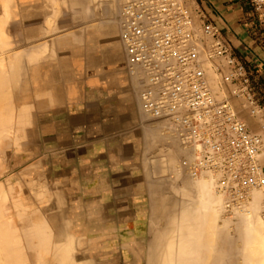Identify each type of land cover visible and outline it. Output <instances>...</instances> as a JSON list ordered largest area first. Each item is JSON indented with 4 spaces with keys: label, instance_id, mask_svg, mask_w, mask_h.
<instances>
[{
    "label": "bare ground",
    "instance_id": "bare-ground-1",
    "mask_svg": "<svg viewBox=\"0 0 264 264\" xmlns=\"http://www.w3.org/2000/svg\"><path fill=\"white\" fill-rule=\"evenodd\" d=\"M126 1L0 0V110L1 107L7 110L2 109V112L0 111L4 115L2 116L0 113V177L3 178L2 180L0 178V218L5 214L27 211V207L24 208L20 203L17 204L19 193L23 191V188L13 182L15 181L13 174L7 171L9 170L7 166L8 164L10 165L9 157L11 149L14 146L15 148H25L27 145L24 132L34 116L35 108L33 109L32 107L52 105L54 103L53 87L50 81L53 79L54 72L57 73L56 83L57 87H60L65 67V47L70 43L81 44L86 36L99 35L110 42L111 57L113 55V57L120 58L122 50L125 52L121 31L126 20L124 12ZM179 1L183 3V0ZM188 5L186 7L189 9ZM191 17V29L198 38L194 43L198 51L200 68L204 72L205 85L216 99H222L221 93L226 91V88H224L225 90L222 88L224 91L221 92L218 86L221 72L219 71L220 73L217 75V71L215 72L214 70L212 60L216 57L212 56V39L210 36H207L209 46L208 44L206 45L208 46V52H206V47L200 44V42H204V40H200L201 36H199L203 34L201 28L200 30H198L199 27L196 28V21L194 20L196 18H193V14H191ZM199 22L201 21L199 20ZM68 24L70 26L69 29ZM219 58L223 61L221 63L225 62L224 58ZM216 59L214 60V64ZM125 69L131 78L133 87L138 93L136 95L139 98V92L143 87L140 79L142 72L140 69H137L135 74L128 71L126 54ZM222 74H225L224 70ZM224 83L225 81L223 80ZM222 87L225 86L223 85ZM226 95L229 94H225V98ZM237 98L238 95L235 99L237 100ZM226 100L228 101L227 98ZM13 105H19V111L16 119L14 117V121ZM253 105L249 108L250 105L246 103L242 111L241 109L237 110L239 107L235 108L239 113L233 108V112L238 118L240 116L244 118L242 120L248 127V130L259 137L258 151L254 155L256 172L253 177L256 182L254 181L255 184L246 186L243 193L238 196L231 193L229 185H225V180L228 179H225L224 174L220 170H212L208 167L201 168L199 171L194 170L196 152L201 149V145L185 144L179 136L177 125L170 117L151 118L144 111L140 112L142 118L148 119V122H150L149 124L145 123L146 126L144 127L145 143H159V149L154 151L157 153L154 154L153 158V161L157 162V171L163 173V175L162 173L161 175L159 174V177L165 176L164 173L166 172L168 175L166 174V177H162V179L160 177V179L171 181L159 183L156 179L157 176L155 175L156 178L153 176L155 182H157L155 185L158 184V186H154L152 192L150 191V196L154 200L151 202L149 208V239L146 244L147 249L136 253V258L141 261V264H264V172L262 171V164H264V120H261L259 109L257 107L252 108ZM252 116L255 117V120L253 118L250 119ZM258 124L260 127H258V130L256 129L257 131H252L249 128V125L253 127ZM152 145L156 146L155 144ZM152 149H149V151ZM149 167L153 169L151 164H149ZM149 175L151 177V174ZM153 178L152 181L154 180ZM28 181L27 184L29 186L27 190L29 191L30 184L32 182L37 183V189L33 191L40 199L54 196L57 200H61L62 195L60 192H57V189L54 188L52 192L50 190L47 192L44 188L46 181L43 175H40L35 180L31 179L30 182ZM161 183H163L162 186L165 183V187H170V191L172 192H169L168 197L165 193L163 194L162 190H159ZM169 183L171 186H168ZM20 187L22 190H20ZM158 190L159 192L161 191V195H158ZM166 190L168 192L169 188H165ZM227 211L231 212V216H226ZM35 214H32L33 217ZM42 219L44 218H41V226L46 224V222L42 224L45 221H42ZM1 220L4 219L2 218ZM36 221L30 222H34L35 224ZM38 221L37 223H39ZM3 222L0 221V264H18L22 258L23 260L21 261L23 263L25 259H29L27 258V254L34 257L35 254L38 256V252L36 253V251L39 250V247L42 246L44 247L43 249L47 250L49 244L52 245V237H59H51L54 231L45 232L49 226L48 224H46V226L48 225L46 229V226L41 227L40 234H35L37 230L34 229L35 235L42 237L41 235L43 234V237H38V239H35L33 235L34 242H37L35 240H39V238L41 240L40 243L39 241L34 243L36 244L34 248L38 247V250L31 249L35 250L33 251L35 254H31V250V253L30 251L27 254L22 253L17 251L19 247H16V242L11 241L16 238L12 236V231H15L16 228L10 227L13 223ZM35 225L32 224V226L36 227ZM57 230L59 229L57 228ZM15 232L17 233L18 231L16 230ZM15 232L14 235L17 236ZM57 234L59 235V233ZM20 240L22 241V238ZM72 241L71 237H69L68 242L64 241V244H67L65 248L64 245L62 248L60 247L61 249L59 250L61 251L65 249L60 254H57L59 250H56L54 247L53 252L55 254L52 253L54 261L57 256L60 259H56V261H60L62 255L64 256V259L60 263H55L94 264V260L91 261V259H86L83 263L76 261ZM18 244L20 243L18 242ZM61 244L63 243L61 242ZM22 245L19 246L22 247V250H25ZM58 246L62 245L59 244ZM50 251L52 250L50 249ZM50 251L48 249V252ZM17 252L21 254L18 255ZM18 256H20L19 259ZM34 257H30V259L34 260ZM30 259V262L36 261V259L35 261ZM38 261L40 260L37 258ZM38 263L42 264V262ZM136 263L138 264V261Z\"/></svg>",
    "mask_w": 264,
    "mask_h": 264
},
{
    "label": "crops",
    "instance_id": "crops-1",
    "mask_svg": "<svg viewBox=\"0 0 264 264\" xmlns=\"http://www.w3.org/2000/svg\"><path fill=\"white\" fill-rule=\"evenodd\" d=\"M190 1L183 0V3L186 6L189 4L193 18H196V28L202 29L205 23L215 25L229 56L244 66L249 77V89L256 102L264 105V27L259 24L249 1ZM64 66L60 87L56 83L57 73L54 72L50 81L54 103L32 107L35 108L34 116L24 132L27 145L11 149L10 165L7 166L10 171H7L13 174V182L22 186L17 204L27 207V211L5 214L2 217L4 220L0 218V221L13 223L10 227L18 232L12 231V236L16 238L11 241L16 242L17 251L22 253L27 254L35 249L34 243H40L43 234L42 237L35 234L41 232V227L46 224L50 226L47 225L49 229L45 227L46 233L54 231L55 235L52 233L51 237L59 236L52 237L55 244L51 241L49 246L52 248L48 246L51 253L41 245L39 250L36 246L39 257L33 252L35 250H31L35 257L29 254L26 257H34L36 261L30 259L35 261L30 262L25 257L23 263H27L24 264L60 263L64 256L61 254V260L56 261L60 259L57 256L54 261L53 249L59 250L63 245L65 248L67 243L64 244V241L68 242L69 237L73 240L77 262L91 259L94 264H133L134 254L147 249L151 199L145 181L136 180L140 172L136 164H139L147 123L140 113L143 110L136 95L138 93L125 69V52L122 50L120 58L111 57L108 39L90 35L84 37L81 44L70 43L65 47ZM12 107L14 121L19 105ZM82 173L91 176L83 180L82 176L79 177ZM117 174H123L124 180H121L122 176L119 178L121 181L117 180ZM40 175L46 181L47 187L44 188L47 192L57 189L62 195L61 200L54 196L40 199L34 192L37 189L34 182L30 184V191L27 190V180L30 182ZM69 188L77 191L76 197L70 198ZM84 203L92 207L88 216L75 210L70 212L72 207ZM32 214H35L34 217ZM41 218H44L42 224L46 222L45 225L41 226ZM33 220H39V223L30 222ZM83 221H88V224H81ZM33 235L35 239L40 237L35 240L37 242L33 241ZM20 252H17L18 255ZM37 258L40 261L37 262Z\"/></svg>",
    "mask_w": 264,
    "mask_h": 264
},
{
    "label": "built area",
    "instance_id": "built-area-1",
    "mask_svg": "<svg viewBox=\"0 0 264 264\" xmlns=\"http://www.w3.org/2000/svg\"><path fill=\"white\" fill-rule=\"evenodd\" d=\"M248 1L264 27V0ZM124 12L121 38L128 71L142 72V110L151 118L170 117L185 143L201 145L194 170H220L231 193L242 194L255 184L259 137L225 98L216 99L206 87L189 9L179 0H127ZM201 31L212 39V56L224 58L229 67L223 80L240 83V91L254 104L245 68L229 56L218 29L205 23Z\"/></svg>",
    "mask_w": 264,
    "mask_h": 264
},
{
    "label": "rangeland",
    "instance_id": "rangeland-1",
    "mask_svg": "<svg viewBox=\"0 0 264 264\" xmlns=\"http://www.w3.org/2000/svg\"><path fill=\"white\" fill-rule=\"evenodd\" d=\"M68 17H70V15H68ZM69 24H68V29H69ZM203 35V34H202ZM202 35H199V36H201L200 37V40H204V42H200V44H202V46H205L206 47V52H208L207 50V48H208V46H209V40H208V37L206 36L205 38H204V35H203V37H202ZM199 40V41H200ZM206 40V41H205ZM205 42H207L206 44H204ZM208 44V46H206ZM217 58V57H216ZM215 58V59H216ZM214 59V60H215ZM214 60H212L213 61V66H214V70H215V72L217 73V75L220 73V80L218 79V86H219V89H220V91L222 92V91H224L225 89L224 88H226V91H224V92H222L221 93V95H222V98H225V94H229V95H226V98L228 99V101L231 103V105L233 106V108L235 109V108H237V107H239V109H237V110H240L241 109V111H242V109L244 108V105L247 103L248 105H250L249 106V108H251V103H250V101L249 100H247V98H246V95L243 93V92H241L240 91V86H237L235 83L233 84V82L232 83H230V82H226L225 81V83L223 84V77L226 75V74H228V72H229V70H227V65L226 64H224V63H221V62H223L222 60H220V58L218 59H216V62H215V64H214ZM217 64H219V65H217ZM217 65V66H216ZM220 68H219V67ZM224 68V69H223ZM225 68H226V70H225ZM222 71H221V70ZM223 70H224V72H225V74H222L223 73ZM220 71V72H219ZM222 74V75H221ZM219 77V76H218ZM220 82V83H219ZM229 84V85H228ZM233 86H232V85ZM225 86V87H222V86ZM230 86V87H228V86ZM235 86V87H234ZM228 87V88H227ZM224 90H223V89ZM230 88V89H229ZM222 89V90H221ZM229 89V90H228ZM235 91H237V92H239L238 94H236L237 92H235ZM234 93V94H233ZM252 93V92H251ZM240 94V95H239ZM241 94H242V96H241ZM237 95H238V98H237V100L235 99L236 97H237ZM244 96V97H243ZM231 97V98H230ZM234 97V98H233ZM240 97H241V99H240ZM244 99H243V98ZM225 98V99H226ZM253 99H254V107L252 106V108H255V107H257L258 109H259V111H260V113L259 114H261V120H264V105L262 104V103H257L256 102V99H255V97L253 96ZM240 100V101H239ZM245 100H246V102H245ZM241 101H243V102H241ZM249 103H248V102ZM245 102V103H244ZM264 102V101H263ZM242 103H244V104H242ZM235 104V105H234ZM237 104V105H236ZM239 104V105H238ZM241 106V107H240ZM236 110V109H235ZM236 110V111H237ZM244 111V110H243ZM238 113H239V111H237ZM239 115V114H238ZM240 118L241 119H244L243 117H241L240 116ZM253 118V120H255V117H250V119H252ZM146 120V123L147 124H149L150 122H148V120L147 119H145ZM146 126V125H145ZM144 126V127H145ZM258 127H260L259 126V124L258 125H256V126H251V125H249V128H251V130L253 131H257L259 128ZM257 129V130H256ZM152 144H155L156 146H154V145H152ZM158 144L159 143H150V144H146L145 143V141L143 142V147H142V152H141V154H140V158H138V165L136 164V169H138L140 172H139V174H138V177L136 178V180H141V179H143L144 181H145V183H146V186L148 187V194H149V197H150V199H151V202L154 200V198L153 197H151L150 196V191L152 192V189H153V187L155 186V187H157L158 186V184L157 185H155V183H157V182H155V179L153 178V176L155 177V175L157 176V181L160 183V182H164V181H166V180H161L162 179V177L164 178V177H166L167 175H168V173H164L165 174V176H160L161 177V179H160V177H159V174L161 175V173L162 172H158L157 171V162L156 161H153V158H154V154L155 153H157V152H154V151H157V149H159V146H158ZM185 144H187V143H185ZM152 145V146H151ZM151 147V148H150ZM153 147H156V148H153ZM153 148V149H152ZM149 149H152V150H150L149 151ZM147 153H148V155H147ZM152 156V157H151ZM150 160V161H148V160ZM87 160V159H86ZM147 161H148V163H147ZM156 163V164H155ZM149 164H151V167H153V169L152 168H150L149 167ZM152 164H154V165H152ZM156 165V166H155ZM150 169V170H149ZM156 169V170H155ZM154 170V171H153ZM151 171V172H150ZM262 171L264 172V164H262ZM148 172H150V173H148ZM142 174H143V176H142ZM149 174H151V177H150V175ZM167 174V175H166ZM162 175H163V173H162ZM81 176L83 177V180L86 178L87 179V177L88 176H91L90 174L88 175V174H84V173H82L81 175H79V177L81 178ZM120 176H122V179L121 180H124L123 179V174H117V180H120L119 178H120ZM1 178V180L3 179L2 177H0ZM152 178L154 179L153 181H152ZM120 180V181H121ZM161 180V181H160ZM170 181V180H169ZM169 181H166L165 183H168ZM153 182V183H152ZM171 182V181H170ZM151 183V184H150ZM164 183V186H162V184L163 183H161V186H160V189H159V187H158V189L159 190H162L163 191V194L165 193L166 195H167V197L169 196V192H172V191H170V187H165V184ZM168 185V184H167ZM168 186H171V184L169 183V185ZM165 188H169V190H168V192H167V190L165 191ZM159 190H158V195H161L162 193H160L159 192ZM165 191V192H164ZM69 194H70V198H72V197H76V194H75V192H77L76 190H74L73 188H69ZM168 193V194H167ZM172 194V193H171ZM79 197V196H78ZM87 197V196H86ZM71 208V207H70ZM77 211L78 213H80V214H84L85 215V217L86 216H88L87 214L88 213H91V210H92V207H90L87 203H84L83 205H79V206H74V207H72V210L70 211V212H75V211ZM226 216H231V212L230 211H227L226 212ZM86 219V218H85ZM81 224H88V221L86 222V221H83V223H81ZM92 224V223H91ZM85 245H87V244H85ZM143 251L144 250H146V248H143L142 249ZM133 258H134V262H133V264H137L136 262L138 261V264H141V261H139L137 258H136V255L134 254V256H133ZM137 259V260H136Z\"/></svg>",
    "mask_w": 264,
    "mask_h": 264
}]
</instances>
